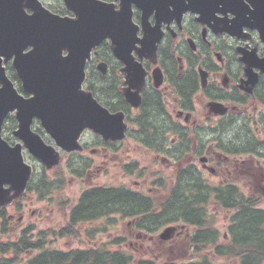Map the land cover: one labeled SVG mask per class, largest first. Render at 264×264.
I'll return each mask as SVG.
<instances>
[{
    "label": "flooded vegetation",
    "instance_id": "af4514ba",
    "mask_svg": "<svg viewBox=\"0 0 264 264\" xmlns=\"http://www.w3.org/2000/svg\"><path fill=\"white\" fill-rule=\"evenodd\" d=\"M72 1L21 0L24 22L42 9L74 18L68 7ZM98 1L108 4L119 21L127 23L130 14L134 28L120 40L133 47L124 50L129 61L124 63L111 39L103 38L86 62L84 86L111 113L124 114L127 130L123 140L105 141L96 135L82 141L84 150L76 152L81 173L96 166L93 158L83 157L86 152L102 153L114 165L120 151L134 150L149 163L131 159L121 167L129 176H146L128 186L140 195H159L167 170L176 176L182 170L212 177L224 174L222 182L236 185L238 176L258 173L252 185L264 192V0ZM11 2L0 0V40L8 46L0 50V63L17 90L28 96L14 63L19 58L29 61L25 54L32 45L20 41ZM77 4L80 8L83 0ZM16 45L17 51L9 52ZM18 122L14 112L3 121L2 135L10 145L19 142L14 134ZM31 128L52 143L38 118H33ZM22 152L32 158L24 146ZM232 175L237 176L235 181ZM29 192L27 186L17 201L0 206L1 226L12 229L14 223V230H19L23 198H31Z\"/></svg>",
    "mask_w": 264,
    "mask_h": 264
},
{
    "label": "water",
    "instance_id": "95a60500",
    "mask_svg": "<svg viewBox=\"0 0 264 264\" xmlns=\"http://www.w3.org/2000/svg\"><path fill=\"white\" fill-rule=\"evenodd\" d=\"M68 6L76 18L60 17L42 9L30 15L25 23L21 0L11 2V9L17 12L15 22L20 25V41L25 39L33 47L26 53L30 56L29 61L19 58L14 63L23 89L31 96L24 98L18 93L0 64V206L20 197L32 172L31 165L24 161L21 145L18 143L11 147L2 138V122L9 112L17 110L19 123L14 134L49 169L59 163L60 153L31 130L30 124L35 116L55 145L64 151L82 150L79 137L85 129H91L107 140L125 137L123 113H110L91 92L83 90L82 84L86 60L103 37L112 39L116 54H124L119 33L127 30V25L131 26L130 14H127V23L119 21L108 11L107 4L96 0H83L80 8L77 0H73ZM24 45L22 42L19 44L22 55ZM7 48L0 40V50ZM13 49L17 51V45L10 47L9 52ZM64 49L68 51L66 56L62 55ZM25 64L29 69L22 68ZM183 228L184 225L177 231L178 227L174 225L166 226L159 238L161 241L170 240Z\"/></svg>",
    "mask_w": 264,
    "mask_h": 264
},
{
    "label": "trees",
    "instance_id": "16d2710c",
    "mask_svg": "<svg viewBox=\"0 0 264 264\" xmlns=\"http://www.w3.org/2000/svg\"><path fill=\"white\" fill-rule=\"evenodd\" d=\"M56 171L58 189L66 182L63 172ZM176 181L175 185H167L163 180L167 196L157 203L151 196L124 187H93L82 192L77 203L66 211L65 202L58 196L57 207L65 225L36 231L35 225L30 224L13 239H2L4 232L0 229V264H264V208L258 206L261 198L246 196L232 185L213 188L193 172L180 173ZM55 183L47 187L43 183L37 190L40 197L56 189ZM111 212L124 217L136 215L134 227L149 233L169 223L187 224L190 235L185 241L192 254L189 259L137 258L121 247L120 239L103 241L97 247L67 250L51 247L54 238L79 239L80 223L100 219ZM223 213L225 232L218 226ZM85 233L92 237L93 229H86ZM110 243L115 247H110Z\"/></svg>",
    "mask_w": 264,
    "mask_h": 264
},
{
    "label": "rangeland",
    "instance_id": "374dc122",
    "mask_svg": "<svg viewBox=\"0 0 264 264\" xmlns=\"http://www.w3.org/2000/svg\"><path fill=\"white\" fill-rule=\"evenodd\" d=\"M95 136L91 132H86L82 138V141H92ZM100 149V148H99ZM143 156L142 152H135L134 150H125L120 151L116 155L115 164L108 163V157H104L102 153L97 155L86 152L83 154L84 158L95 160V165L86 167L82 175H77L72 173L70 169L76 167L75 163L79 160V157L74 155L64 156L60 165V168L65 176L66 183L63 189L55 186L56 189H51L46 195L40 197V195H35L34 192H29L31 198L26 196L23 199H26L25 210L23 213V222L19 227V230L16 232L13 223L12 229L6 227L7 231L2 239L12 238L14 235L18 234L20 229L24 226H27L29 223L36 224L37 229H45L47 227L58 228L59 225L65 223V219L61 214L60 210L57 207L58 202H56V197L61 196V200L64 203V200L69 203H66L65 210L69 211L72 205L75 204L77 197L83 189L90 188L92 186H118V185H133L137 180H141L143 177H138L137 175H127L122 170V165L125 160H134L137 159L141 164L149 163V160L144 161L141 159ZM30 162L34 166V171L32 175L33 182L37 180L40 175L43 174V164L40 163L35 158H30ZM71 167V168H70ZM53 171V170H52ZM47 171L45 176L48 179L54 180L56 176L54 172ZM170 173L169 170L166 172V176ZM258 173L254 175L245 174L244 176H238L237 181L239 186H242L248 194H252L254 197L263 196L264 192L261 189H255L252 185V179L256 177ZM155 176V175H154ZM146 176H144L145 178ZM233 180L236 179V175H232ZM140 178V179H139ZM143 178V179H144ZM243 178L242 185L240 184V179ZM213 182L218 183L219 181H225L226 176L224 174H219L218 176L212 177ZM228 180V179H227ZM42 185V183H40ZM146 187V185L144 184ZM261 207H264V201L260 203ZM35 213L32 215V211ZM109 221L104 220H93L90 224L84 225V228L81 230L80 238L82 240H77L73 237L64 236L63 238H54V241L51 247L57 249L67 250L70 248H84L89 245H98L103 241H114L115 239H120L121 247L133 252L137 258H149V259H158L159 257L169 256L173 259H189L190 249L189 245L186 243L184 236H187L186 233L189 232L190 228L188 225L185 226L182 235H175L172 239L161 241L159 238L160 232L169 224H165L159 227L155 232L147 233L145 230H137L133 227V221L129 217H124L122 214L115 212L109 214ZM226 216V214H225ZM224 216V218H226ZM17 215H15L14 220H16ZM224 221L222 220L218 223L221 231H225ZM16 222V221H15ZM175 225H182V222L173 223ZM89 227H93L94 239L88 242L89 238H85L86 233L85 229L88 230ZM82 228V226H81ZM111 247H115L113 243H110ZM117 246V245H116ZM35 253V252H34Z\"/></svg>",
    "mask_w": 264,
    "mask_h": 264
}]
</instances>
